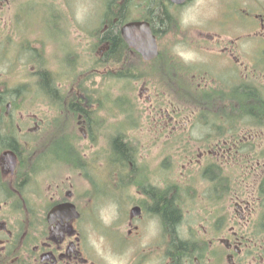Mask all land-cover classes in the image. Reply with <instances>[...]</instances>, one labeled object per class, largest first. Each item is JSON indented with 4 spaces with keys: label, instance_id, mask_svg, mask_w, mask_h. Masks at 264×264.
I'll return each mask as SVG.
<instances>
[{
    "label": "flooded vegetation",
    "instance_id": "1",
    "mask_svg": "<svg viewBox=\"0 0 264 264\" xmlns=\"http://www.w3.org/2000/svg\"><path fill=\"white\" fill-rule=\"evenodd\" d=\"M18 1L0 0L1 46L11 43L10 29L17 30L21 12L29 6L28 1L18 8ZM166 5L175 8L169 0ZM255 17L253 35L264 41V15ZM206 34L209 44L202 47L220 50L211 61H231L233 79L226 85L238 89L245 82L263 93L264 69L245 67L237 45L240 37L226 44L222 34ZM262 50L257 61L264 57ZM2 52L7 51L0 48ZM67 58L66 68L59 64L58 71L41 67L36 75L39 90L34 86L33 92L29 61H0V264H264V131H239L236 139L213 136L218 132H211L213 125H224V117L217 118L211 107L175 106L173 84L161 71L166 65L184 79L196 72L172 58L157 61L165 83L143 81L155 96L146 107L153 124L161 130L165 121L166 128L188 132L197 127L201 134L149 139L181 146L178 156L163 154L155 165L144 153V140L141 144L129 137L127 121L114 105L106 104L113 103L111 96L100 100L92 84L80 89L81 61L70 60L68 53ZM44 77L50 79L49 89H41ZM201 80L197 89L210 91ZM37 101H44L46 111L36 112L29 105ZM106 108L123 120L115 134L101 115ZM241 117L236 122L240 127L264 126L251 114ZM69 120L79 137L68 132ZM114 143L124 145V155L114 154ZM87 145L97 149L89 153ZM149 162L155 171L148 170ZM108 164L114 169L112 188L126 190V197H112L88 176V166L98 171ZM179 164L186 168L181 181L173 174ZM142 168L148 175L137 181ZM160 169L165 170L162 176L156 173ZM102 205L119 212L107 225L96 212Z\"/></svg>",
    "mask_w": 264,
    "mask_h": 264
},
{
    "label": "rangeland",
    "instance_id": "2",
    "mask_svg": "<svg viewBox=\"0 0 264 264\" xmlns=\"http://www.w3.org/2000/svg\"><path fill=\"white\" fill-rule=\"evenodd\" d=\"M28 1L31 0H19L17 2L18 8ZM44 1L33 0L35 2V9L48 5L46 9L37 10L34 14L31 13L32 10L29 9V6L24 7L21 12L23 19L16 28L17 30L10 29L9 40L11 43L0 45L2 51H7L6 54L3 52L0 54V61H29V75L34 77L33 84H35L31 85L32 92L35 89L34 86L37 88L36 90H39L38 82L36 81L38 79L36 77L38 70L41 67H46L58 71L57 67H59V64L66 68L68 53L70 60L76 58L77 61L78 59L81 61V73H84V77L89 79L86 83L87 87L92 84V88L96 89L100 83V89L97 90L100 100L104 101L106 95L111 96V101L120 96L128 97L131 95L133 106L131 107L129 123L132 124V127L124 128L125 133L129 137L139 138L141 144L144 140V143H146L144 153L147 158H152V162L155 160V165L162 161L163 154L178 156L181 152V146H175L174 144L164 145L162 142L152 144L149 139L155 137L161 139L183 137V134L186 133H189L191 137L200 136L201 130H198L197 127H191L189 132L182 131V129L174 131L171 127H165L167 126V122L165 121L160 124L161 130L156 128L150 119L152 115L146 110V107L150 105L148 102L149 98L151 95L154 98L155 96L153 91L149 93L146 90L148 84H143L144 80L134 81L128 85L125 84L129 88L121 89L122 84L116 83L114 78L108 75L109 72L112 73L108 68L100 69V72L94 74L92 77H90L89 72H86L89 64L94 63V61H89V57L96 56L104 48L100 44H98L97 48L93 47L95 38H91L92 35L98 34L100 30L102 31L103 0H48V3ZM143 4H145V0H136L132 3L130 9H128L129 16H133L132 18L140 17L142 15L141 11L145 9ZM134 5L142 6L136 8ZM167 11L172 15L169 14L171 19L176 21L177 26L175 27L177 28L172 32L158 34L161 55L163 56L159 61H169V58H172L178 63L192 68L193 73L196 72V74L191 73L192 75H190L189 73L188 80L193 81L191 76H198L195 80L196 83L201 82V78H204L205 81L212 80L217 84H221L233 79L231 72L228 71V63L231 61L220 60V58L217 61H211L213 58H216L214 57L216 55L214 52L218 53L220 50L209 48L208 50L202 47L209 44V41L204 40L207 35L206 33L222 34L221 38L226 44H230L237 37H240L237 45L242 49L240 53L242 63L248 69L252 67L264 69V60H262L264 57L259 59L261 61L256 60L257 54L263 51L264 41L258 37H250L253 34L251 32L256 29V23L258 24L255 16L258 14L264 15V0H191L183 7H169ZM4 20H6V17ZM15 20L16 17L14 16V22ZM44 29L46 34L43 32ZM60 33L64 34V36ZM51 38L59 39L58 43H54ZM218 41L220 42V39ZM215 46L217 47V44ZM220 46H222V43H220ZM164 69L166 71L161 72L166 78L172 82L181 83L183 77L181 72L178 70L167 71L166 65H164ZM261 71L255 74H259ZM198 73L200 74L197 75ZM149 83L152 84L153 82L150 81ZM155 83L157 82L155 81ZM208 85L211 86L212 84L209 83ZM162 99L166 101L165 96ZM43 104L45 105L44 101H37V103H30L29 105H35L36 112H44L46 109ZM106 104L113 105L112 102ZM106 109L108 112L103 111L101 115L107 119L109 128L115 134L125 119V115L116 109L119 112L120 119L123 118L121 121L119 118L113 116L114 110L110 114L109 108ZM129 123L127 122L126 124ZM67 124L70 135L79 137L81 133L74 127V122L69 120ZM125 126L127 127V125ZM86 144L83 146H86ZM87 146L89 147V153L97 149V147L91 145ZM101 146L103 147V145ZM179 150L180 152H178ZM147 168L151 172L155 171V167L150 162ZM185 169L182 164H179V169L174 170L173 174H176L178 181H181L180 175L183 177V174L186 172ZM148 170L143 169L137 181H141L144 178L142 174L148 175ZM87 172L88 176L96 179L98 186L112 195V197L121 199L127 196L126 190L117 191V189L112 188L109 179L114 174V169L109 164L104 167V170L99 169L98 171L94 167L88 166ZM156 173L162 176L165 170L160 169ZM119 175L125 176V173L121 172ZM157 181L156 183L158 184L159 178ZM101 208L103 209H99L96 212L102 217L99 221L104 222L105 225H107L112 214L117 213L119 215L116 209L107 205H102Z\"/></svg>",
    "mask_w": 264,
    "mask_h": 264
},
{
    "label": "trees",
    "instance_id": "3",
    "mask_svg": "<svg viewBox=\"0 0 264 264\" xmlns=\"http://www.w3.org/2000/svg\"><path fill=\"white\" fill-rule=\"evenodd\" d=\"M47 1L48 0H45L44 2ZM103 1L104 13L102 15V31L100 30L98 34L92 35L91 38H95L93 41V47L97 48L98 44H100L103 45L104 48L100 50L96 56L89 57V61H94V63L89 64L86 72H89L90 77H92L94 74H98L100 69L108 68V70L112 71V73L109 72L108 75L112 76L116 83L122 84L121 89H128L129 87L125 86V84H132L134 81L145 80L148 83L150 81L154 83L157 78H159L158 62L155 61L154 63H145L140 55L126 44L120 30L127 22L133 19H138L147 20L152 25L153 31L156 32V34L167 33L170 31L172 32L175 28H177L175 27L177 25L176 21L171 19L172 15L167 11L169 7L166 5V0H145V4H143V6H146V8L141 11L142 15L138 18H132L133 16H129L128 11L131 4L136 0ZM34 4L35 2H33V0L29 1V9L32 10V14H34L37 10L47 8V5H45L35 9ZM141 6L142 5H134L136 8H140ZM105 27H107V30H104ZM43 32L46 34L45 29ZM60 34L64 36V34ZM52 41L54 43H58L59 39H52ZM161 57L163 56L161 55ZM66 61H69V59L67 58ZM168 70L169 67H167V71ZM84 75L85 74L83 73L79 86L82 90H88L89 87L86 86V83L89 79L84 77ZM49 80L50 79H48V81ZM48 81L46 77L43 78V86H41V89H49ZM167 82L173 84V91L175 93L172 94L171 98L177 105L203 106L205 108L211 107L210 112L214 113L217 118L220 119V117H224L226 120L224 125L222 123L213 125L215 127L211 132L218 131L213 136L225 139H236L239 131L248 129L264 131V126L259 124L251 126L241 125L240 127V125L236 123L239 121L240 117H243L245 114H251L255 118L254 121L264 123V92L261 93L252 91V87L246 86L245 82L242 84V87L238 89L227 88V85H225L227 87L219 86L217 88H212L210 91L204 89V91H202V89L199 90L195 87H193L192 90H188L186 88V91L189 93L185 92L181 83H172L171 80H167ZM100 86L101 85L99 83L96 91L100 89ZM113 105L125 115V121L129 123L131 117V107L133 106L131 95L128 97L120 96L114 98ZM239 107L243 108L241 113L239 111ZM219 125L222 127H218ZM128 126L132 127V124L129 123ZM113 148L115 155L125 154L121 152V150L123 151L125 148L124 145L114 143ZM63 152L67 155L70 153L67 145H65V151ZM166 208L169 216H171L172 211L169 205H167Z\"/></svg>",
    "mask_w": 264,
    "mask_h": 264
},
{
    "label": "water",
    "instance_id": "4",
    "mask_svg": "<svg viewBox=\"0 0 264 264\" xmlns=\"http://www.w3.org/2000/svg\"><path fill=\"white\" fill-rule=\"evenodd\" d=\"M170 1L175 5H182L188 0ZM121 34L128 46L138 52L145 61H152L158 57L157 38L153 34L150 23L147 21L129 22L122 27Z\"/></svg>",
    "mask_w": 264,
    "mask_h": 264
}]
</instances>
